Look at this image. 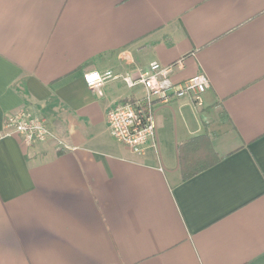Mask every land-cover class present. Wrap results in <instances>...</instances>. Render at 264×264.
I'll return each mask as SVG.
<instances>
[{
	"label": "crops",
	"instance_id": "1",
	"mask_svg": "<svg viewBox=\"0 0 264 264\" xmlns=\"http://www.w3.org/2000/svg\"><path fill=\"white\" fill-rule=\"evenodd\" d=\"M179 61L210 88L157 107L135 155L107 113L143 91L84 75ZM22 109L55 139L6 135ZM204 135L220 161L184 181ZM0 264H264V0H0Z\"/></svg>",
	"mask_w": 264,
	"mask_h": 264
},
{
	"label": "built area",
	"instance_id": "2",
	"mask_svg": "<svg viewBox=\"0 0 264 264\" xmlns=\"http://www.w3.org/2000/svg\"><path fill=\"white\" fill-rule=\"evenodd\" d=\"M177 68H184L183 61L168 66L153 62L135 76L119 77L110 72L84 75L87 87L99 96L104 95L103 89L108 83L119 78L128 89L143 91V97L118 103L107 113L110 134L135 155H143L149 146L156 147L157 107L184 98H192L202 105V97L210 88L208 77L201 74L185 83L176 84L173 73ZM5 133L20 137L28 146L47 144L55 139L46 119L27 109L7 117Z\"/></svg>",
	"mask_w": 264,
	"mask_h": 264
},
{
	"label": "trees",
	"instance_id": "3",
	"mask_svg": "<svg viewBox=\"0 0 264 264\" xmlns=\"http://www.w3.org/2000/svg\"><path fill=\"white\" fill-rule=\"evenodd\" d=\"M178 154L184 181L192 179L220 161L209 135L192 138L180 143Z\"/></svg>",
	"mask_w": 264,
	"mask_h": 264
}]
</instances>
